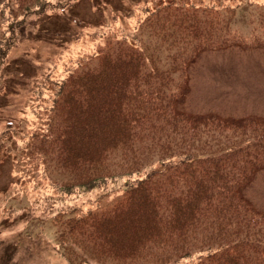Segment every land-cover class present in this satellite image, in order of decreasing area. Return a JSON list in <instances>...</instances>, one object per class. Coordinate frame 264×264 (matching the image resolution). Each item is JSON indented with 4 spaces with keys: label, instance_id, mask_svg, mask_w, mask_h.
<instances>
[{
    "label": "trees",
    "instance_id": "trees-1",
    "mask_svg": "<svg viewBox=\"0 0 264 264\" xmlns=\"http://www.w3.org/2000/svg\"><path fill=\"white\" fill-rule=\"evenodd\" d=\"M67 1L0 0V72L28 18ZM247 3L255 6L250 36L264 47V0ZM238 7L234 0L143 3L132 36L89 33V54L44 75L32 92L36 121L5 125L0 158L6 143L13 146L15 192L39 169L58 199L93 191L114 199L98 208L97 197L93 207L53 220L54 250L67 264L264 261V213L240 195L264 168V120L174 110L189 64L226 45Z\"/></svg>",
    "mask_w": 264,
    "mask_h": 264
},
{
    "label": "rangeland",
    "instance_id": "rangeland-1",
    "mask_svg": "<svg viewBox=\"0 0 264 264\" xmlns=\"http://www.w3.org/2000/svg\"><path fill=\"white\" fill-rule=\"evenodd\" d=\"M49 1L53 4L67 0ZM147 1L162 2L68 0L62 9L48 8L43 14L28 18L26 25L17 31L16 43L0 72V133L6 124H15L18 119L21 127L30 119L36 121V116L29 111L35 85L44 75L56 76L66 63L89 54L94 45L89 33L108 30L114 40L121 34L132 36L134 10ZM234 1L239 7L228 42L204 49L189 64L188 83L175 111L198 118L264 120V47L251 38L248 25L255 6H249L248 0ZM141 37L144 43L151 42L145 35ZM14 150L6 143V156L0 158V264H67L54 250L53 220L72 209L77 213L93 207L97 197L100 198L98 208L110 206L114 199L99 191L75 199H58L46 186L47 181H39V169L36 178L30 177L15 192ZM51 165L54 164L46 167ZM49 174L54 177L57 171ZM59 174L60 178L65 176L62 171ZM101 194L104 195L100 197ZM240 195L256 211L264 213V168L255 172L250 182L240 189ZM11 209L20 215L10 216ZM23 209L30 211L24 214Z\"/></svg>",
    "mask_w": 264,
    "mask_h": 264
}]
</instances>
